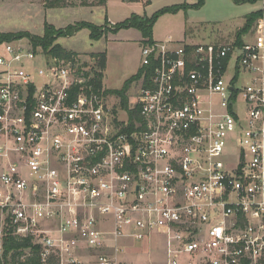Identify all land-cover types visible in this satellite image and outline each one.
<instances>
[{
  "label": "built area",
  "instance_id": "1",
  "mask_svg": "<svg viewBox=\"0 0 264 264\" xmlns=\"http://www.w3.org/2000/svg\"><path fill=\"white\" fill-rule=\"evenodd\" d=\"M252 1L241 44H143L128 107L98 59L0 43V264H264Z\"/></svg>",
  "mask_w": 264,
  "mask_h": 264
},
{
  "label": "rangeland",
  "instance_id": "2",
  "mask_svg": "<svg viewBox=\"0 0 264 264\" xmlns=\"http://www.w3.org/2000/svg\"><path fill=\"white\" fill-rule=\"evenodd\" d=\"M58 1L0 0V32L13 34L28 32L43 37L46 24L56 29L82 21L101 26L102 29H106V38L93 40L90 38L89 30L85 28L70 38H59L60 41L58 39L57 42L67 49L77 50V55L83 56L90 64L94 53H101L90 52L91 50L102 52L105 50L108 62L104 82L111 90L121 89L125 82L135 75L141 65V48L144 44L142 32L138 28L116 30L115 24L125 21L133 13L152 16L164 7L185 2L194 3L191 0H150V3L146 0H106L107 3L104 0H60L61 3ZM258 7L257 3L250 2L206 0L200 9L180 10L177 13L161 15L153 27V36L160 41L178 43L188 32L196 43H235L247 15L258 10ZM258 18L259 16L251 29L242 36L244 40L253 36ZM109 21H114L115 24ZM14 37L23 38L17 35ZM27 38L32 41V38ZM137 88L138 82L132 83L129 94L136 93ZM239 107L241 111L244 110V103L240 102ZM143 259L144 256H131L129 260Z\"/></svg>",
  "mask_w": 264,
  "mask_h": 264
},
{
  "label": "trees",
  "instance_id": "3",
  "mask_svg": "<svg viewBox=\"0 0 264 264\" xmlns=\"http://www.w3.org/2000/svg\"><path fill=\"white\" fill-rule=\"evenodd\" d=\"M147 1L149 2V0H146V2ZM234 1L237 3H249V2L254 3V1L252 0H234ZM58 3H61V1L59 0ZM205 3H206V0H198L194 2L193 4H189L185 2L179 5L168 6V7H164L158 10L152 16L133 13L125 21L115 24L116 30H119L120 28H131V27L138 28L142 32V35H143L142 43L144 44L152 43L154 42L153 27L161 15L165 13H177L180 10L187 11L189 9H200L201 7L205 5ZM57 6H59V4ZM258 16H259L258 12H252L247 15L244 26L238 32V38H237L236 44H241L243 42L242 36L251 29L254 21L257 19ZM85 28H87L90 31V38L93 40H100L106 35V29H102L101 26H98L97 24H94L92 22L82 21V22H77L75 24H70L66 26L65 28H60V29H56L54 26L46 24L43 37L34 36L28 32L17 33V34L0 32V43L16 38L14 37L15 35H17L18 37L27 36V37L32 38V41L34 42L35 45H41L44 47L45 50H49L51 53L55 55H59L62 57H70L75 52L65 49L60 43L57 42V40L62 37H71L75 35L76 33H78L80 30L85 29ZM93 57L98 59L100 67L103 70H105L106 63H107L106 53L105 52L94 53ZM142 73H143V70L139 69L135 73V75L130 77L125 82L124 86L121 89H117V90L110 89L109 90L111 93L119 95L122 98V104L124 107H128V92L131 88L132 83L138 81L141 78ZM103 77H104V73H100L99 83H102ZM27 245H28V242L23 243V242H18L14 240H12L11 242H7L6 244L8 249L10 248L17 249V248H20L22 246H27ZM35 264H37V261L35 262Z\"/></svg>",
  "mask_w": 264,
  "mask_h": 264
},
{
  "label": "crops",
  "instance_id": "4",
  "mask_svg": "<svg viewBox=\"0 0 264 264\" xmlns=\"http://www.w3.org/2000/svg\"><path fill=\"white\" fill-rule=\"evenodd\" d=\"M106 3H107V1H106ZM106 3H105V5H106ZM149 3H150V0H149ZM105 5H104V7H105ZM192 10V9H191ZM190 10V11H191ZM253 12H255V11H253ZM250 13H252V12H250ZM110 23H112V24H115V22L114 21H109ZM89 34H90V31H89ZM105 37V36H104ZM103 37V38H104ZM107 37V36H106ZM105 37V38H106ZM70 38V37H69ZM103 38H101V39H103ZM153 39H154V41H160V40H157L156 38H154V36H153ZM219 40V39H218ZM59 41H60V39H59ZM162 41V40H161ZM181 42H178V43H183V42H194V43H196L195 41H193L192 39H191V37H190V35H188V32L185 34V38L183 39V40H180ZM60 43V42H59ZM65 48V47H64ZM65 49H67V48H65ZM67 50H69V51H72V52H77V50H70V49H67ZM94 51H96V52H102L101 50H91L90 52H94ZM105 53H106V51L105 50H103ZM81 53V52H80ZM106 55H107V53H106ZM107 62H108V59H107ZM106 69H107V63H106V68H105V72H106ZM139 70V69H138ZM137 70V71H138ZM136 71V72H137Z\"/></svg>",
  "mask_w": 264,
  "mask_h": 264
}]
</instances>
